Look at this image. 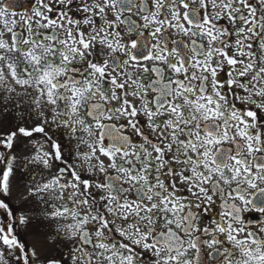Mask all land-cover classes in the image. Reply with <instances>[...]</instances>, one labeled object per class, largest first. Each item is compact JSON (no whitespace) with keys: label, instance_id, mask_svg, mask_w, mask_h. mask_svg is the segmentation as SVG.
<instances>
[{"label":"snow or ice","instance_id":"obj_1","mask_svg":"<svg viewBox=\"0 0 264 264\" xmlns=\"http://www.w3.org/2000/svg\"><path fill=\"white\" fill-rule=\"evenodd\" d=\"M9 106L0 195L41 134L25 199L64 250L0 198V264H264V0H0Z\"/></svg>","mask_w":264,"mask_h":264},{"label":"rangeland","instance_id":"obj_2","mask_svg":"<svg viewBox=\"0 0 264 264\" xmlns=\"http://www.w3.org/2000/svg\"><path fill=\"white\" fill-rule=\"evenodd\" d=\"M3 115L8 116L7 114H2L0 111V120L4 121L5 117ZM0 131L1 127H0ZM32 142V141H31ZM26 140L17 141L19 149L17 152V160L14 162V177H13V189L12 194L8 197H3L6 202L9 203L12 209L16 210L17 215L29 213L32 215V226L30 228H25L24 226H18L19 231L21 232L22 238H24V242L26 246L31 249H35L38 254L43 258L45 255L56 256L58 255L57 248L62 251L61 245L55 246L54 242L49 239L47 233L44 232V227H39L36 223L40 222L39 213H34L33 208V199L28 196L26 191V187L28 186V176L26 174V168L31 166L27 165L25 161L22 159L23 156L30 154L31 149L33 148L32 143ZM38 210V209H37ZM4 216L2 211H0V220H3ZM45 233V234H44Z\"/></svg>","mask_w":264,"mask_h":264},{"label":"flooded vegetation","instance_id":"obj_3","mask_svg":"<svg viewBox=\"0 0 264 264\" xmlns=\"http://www.w3.org/2000/svg\"><path fill=\"white\" fill-rule=\"evenodd\" d=\"M24 2H26V0H24ZM0 111L2 112V114H7L8 115V116L3 115L5 117L4 121L0 120V127H1V130H2L0 132H4V131H7V130L14 129L15 125L19 122L17 120L16 111L13 110L11 108V106H9V111L8 112H4L2 108H0ZM24 120L28 124H34V123L37 122L35 116H33V118L31 120L28 119L27 111H25V113H24ZM24 140H26L27 142H29V141L31 142L32 141L31 143H32V146H33V144L36 141H43V137H42L41 134H34L33 137L24 138ZM17 149H19L18 144H17V142H14L13 149L11 150V152L15 156H17V152H16ZM31 168L33 169V171L27 173L28 185L29 184H33V183L41 180V175L39 174V170L36 169V166L33 165V166H31ZM37 203L38 202L36 200L33 201V207H34L33 209L36 210V211H34V213H36V214L39 213V210H37L38 208L36 207ZM40 219L41 218H40V215H39V219H37V220L40 221ZM38 224H40V222L36 223V225H38ZM50 231H51L50 229L44 227V232L47 233L48 236L50 234ZM61 249H62V251L64 250L62 245H61Z\"/></svg>","mask_w":264,"mask_h":264},{"label":"trees","instance_id":"obj_4","mask_svg":"<svg viewBox=\"0 0 264 264\" xmlns=\"http://www.w3.org/2000/svg\"><path fill=\"white\" fill-rule=\"evenodd\" d=\"M0 151H4L6 152L7 150L6 149H3L2 147H0ZM0 167H3L2 164H0ZM0 198H3L2 195H0ZM16 234L18 235V238L22 240V242H24V238H22V235H21V232L19 231V227L17 226L16 229ZM25 243V242H24ZM26 244V243H25Z\"/></svg>","mask_w":264,"mask_h":264}]
</instances>
